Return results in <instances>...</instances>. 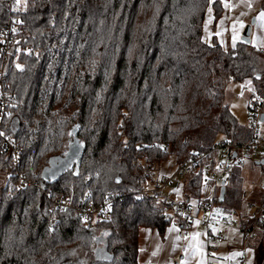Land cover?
Returning a JSON list of instances; mask_svg holds the SVG:
<instances>
[{"label": "trees", "instance_id": "1", "mask_svg": "<svg viewBox=\"0 0 264 264\" xmlns=\"http://www.w3.org/2000/svg\"><path fill=\"white\" fill-rule=\"evenodd\" d=\"M221 1L26 0L9 12L0 0V26L17 19L19 38L4 67L12 101L3 126L22 150L16 168L0 161V264H138L139 229L163 238L168 222L163 203L140 192L146 176L132 162L180 161L220 137L249 139L224 87L249 80L264 91V52L204 41L206 11L216 21ZM201 184L200 170L183 196L198 199ZM108 194V217L91 224L54 207ZM236 196L226 185L230 211ZM254 244V264H264V240Z\"/></svg>", "mask_w": 264, "mask_h": 264}, {"label": "built area", "instance_id": "2", "mask_svg": "<svg viewBox=\"0 0 264 264\" xmlns=\"http://www.w3.org/2000/svg\"><path fill=\"white\" fill-rule=\"evenodd\" d=\"M8 11H13L16 0H8ZM18 20L10 19L0 26V161L6 160L9 169L19 165L21 149L18 143L8 136L3 122L9 114L12 96L8 94L4 83V67L8 63V55L19 45V38L15 36ZM264 52V48L261 49ZM242 90H246L245 87ZM249 139L237 144L230 139L218 138L205 153H197L176 161L172 173L154 174L152 166L145 161L136 160L133 164L140 166L146 176V182L140 192L150 195L154 201L163 203L161 215L168 224L179 230L183 240H187L192 229L200 226L204 234L206 261L205 264H216L211 252H216L223 245L228 235L235 231L240 235V242L235 248L234 258H227L226 264H248L251 242L261 238L264 240V136L260 129V117L264 114V101L256 97L247 103ZM167 150V146L164 147ZM251 161L259 168L258 188L261 191L260 200L245 201L244 211L220 212L218 196L221 183L226 184L233 176L235 168L243 161ZM201 170L202 184L198 199L183 197L180 199L176 192L179 184L191 174ZM242 198L246 191H242ZM88 195H86L87 197ZM224 199V198H223ZM223 202V201H222ZM113 205V195L108 194L101 203H86L81 200L78 205L72 203L69 197L54 200V207L60 211H76L80 219L86 224L94 223L97 219H106ZM180 261V260H179Z\"/></svg>", "mask_w": 264, "mask_h": 264}, {"label": "crops", "instance_id": "3", "mask_svg": "<svg viewBox=\"0 0 264 264\" xmlns=\"http://www.w3.org/2000/svg\"><path fill=\"white\" fill-rule=\"evenodd\" d=\"M243 1V0H241ZM236 27L234 28V32L236 31ZM242 31L235 36L238 37V42L241 38ZM215 39L214 36H211L210 41ZM264 40H262L263 42ZM261 42V43H262ZM250 44L256 48H264V43L260 44L259 38L256 39V41H251ZM242 84V82H239ZM235 84H228L226 88V104L229 106L232 113L235 115L237 120L242 124L247 126L248 125V108L247 103L248 100L252 97H256L258 99H261L264 101V91H262V94L259 93L254 89V87L249 90L247 86H243L246 88V90H242L241 88V94L237 93L233 95V87ZM256 88V87H255ZM242 107L243 112L239 113L240 109ZM238 114H243L246 116L247 123H242L240 116ZM242 115V116H243ZM261 132L264 136V119H263V126L260 127ZM246 162L251 163L250 165L252 167H245ZM236 175L239 176L243 183L242 187L240 188V192L247 191L251 197H253L254 201L257 202L260 200L261 197V191L258 188V180H259V168L256 167L250 160L249 161H243L240 166L235 168ZM234 175V173H233ZM184 185L179 184L176 187V192L179 195L178 197L182 199L183 191H184ZM220 203V202H219ZM222 204V202H221ZM219 204V205H221ZM218 208V207H217ZM240 213H243V209H237ZM230 213V211H229ZM141 233L143 234V238L141 239ZM149 241V242H148ZM180 241H189L188 244V254H195L197 257H199V264H205L206 261V251H205V242H204V234L200 226H195L190 236L187 240H183L179 235V230L173 226L168 224L166 232L164 237L162 238L159 236V234L155 230H151L148 228H140L139 229V235H138V264H168L169 262L175 260L177 258V255L179 253V244ZM240 242V235L232 231L225 243L223 245H220L218 247V250L216 252H211L210 256L212 257L213 261L216 264H219V262H222L223 264H226L227 258H234L235 256V248ZM255 243V242H254ZM253 243V246L255 244ZM251 247V246H250ZM195 248V249H194ZM186 255V252L184 253ZM182 258V257H179ZM251 258V261H250ZM180 260V259H179ZM177 264V263H174ZM248 264H254V250L249 249V257H248Z\"/></svg>", "mask_w": 264, "mask_h": 264}, {"label": "rangeland", "instance_id": "4", "mask_svg": "<svg viewBox=\"0 0 264 264\" xmlns=\"http://www.w3.org/2000/svg\"><path fill=\"white\" fill-rule=\"evenodd\" d=\"M211 2L213 0H210ZM222 12L220 17L214 21V15L212 11V7L209 6L204 22H203V39L205 42H210L211 36L215 37V41H217L220 45H222L223 48L229 49L235 45L238 40L233 39V37L240 32V30L243 32L245 26L247 24H250L252 20H254L253 25L251 26L250 30V35L249 39L253 42L256 41L257 38H259L260 44H263L264 41V18L261 17V14L264 13V6H263V0H222ZM26 4V0H20V3L17 4L19 7H23ZM227 5V7L225 6ZM243 25V27H241ZM237 28L236 31L234 32V28ZM241 32V33H242ZM262 42V43H261ZM228 84H235L233 87V95L239 93L241 94V88L243 86H247L249 90H251L254 86L249 80H245L240 84L239 82H233L229 81L225 84L224 87V93H225V98H226V88ZM256 91L262 94V90L255 88ZM250 100V99H249ZM248 100V101H249ZM226 101V99H225ZM244 110V109H243ZM242 107L239 111V113L243 112ZM240 116V119L242 123L246 124L247 119L246 116H243L241 114H238ZM263 126V122L260 123V127ZM20 147V146H19ZM21 149V148H20ZM22 152V150H21ZM136 161V160H135ZM141 163L144 162L143 160H140ZM177 160L173 157V155L169 156L166 160L162 162H158L155 164L154 167V176L156 177L158 174H167V173H172L174 164L176 163ZM251 163L246 162L245 167H252L250 165ZM132 166L138 167L136 164H133ZM142 171L143 169L140 168ZM236 171H233L234 175L233 177L229 180V182L226 184L227 187L233 188L236 191H240V188L242 187V179L236 175ZM144 173V172H143ZM3 176V177H2ZM5 176L1 175L0 176V186L2 185L4 181ZM179 196V195H178ZM254 201L253 197L249 195V193L246 191V197L240 198V196H236V198L233 201V208H239L244 210V203L245 201ZM220 212L224 213H229L230 211V206H228L227 201L222 205H219L217 208ZM141 239L143 238V234L141 233ZM256 241L253 240L251 242V247L250 249L254 250L253 243ZM149 242V241H148ZM189 241H180L179 244V253L177 255V258L168 264H199V257H197L195 254L189 255L188 252V243ZM195 249V248H194ZM186 252V255L184 253ZM182 257V258H179ZM180 259V261H179ZM251 261V258H250ZM219 264H223L222 262H219Z\"/></svg>", "mask_w": 264, "mask_h": 264}, {"label": "water", "instance_id": "5", "mask_svg": "<svg viewBox=\"0 0 264 264\" xmlns=\"http://www.w3.org/2000/svg\"><path fill=\"white\" fill-rule=\"evenodd\" d=\"M254 20H252V22L250 24H247L242 32L240 41L246 44L250 43V39H249V35H250V30H251V26L253 25ZM255 78H259V75H256ZM264 119V114L261 115L260 117V121L263 122ZM67 159H69V155L66 154L64 157V161H66ZM64 168H62L60 165L55 168L54 170H51L49 167H45L43 168L42 172H41V177L44 181H47L48 179L53 178L54 176L58 175L59 171L63 170ZM120 180L117 178L116 182H119ZM224 193H225V186L224 183H221V187L219 189V196H218V202H222L223 198H224Z\"/></svg>", "mask_w": 264, "mask_h": 264}, {"label": "snow or ice", "instance_id": "6", "mask_svg": "<svg viewBox=\"0 0 264 264\" xmlns=\"http://www.w3.org/2000/svg\"><path fill=\"white\" fill-rule=\"evenodd\" d=\"M16 3L19 4L20 3V0H16ZM225 6L227 7V5H225ZM261 17L264 18V13L261 14ZM241 27H243V25H241ZM233 39L234 40L235 39H238V37L237 36H234ZM233 46H235V45H233ZM0 135H3V133H0Z\"/></svg>", "mask_w": 264, "mask_h": 264}]
</instances>
